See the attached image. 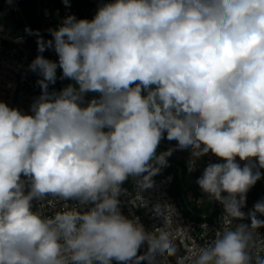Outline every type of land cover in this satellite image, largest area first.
Segmentation results:
<instances>
[{
	"label": "clouds",
	"instance_id": "obj_1",
	"mask_svg": "<svg viewBox=\"0 0 264 264\" xmlns=\"http://www.w3.org/2000/svg\"><path fill=\"white\" fill-rule=\"evenodd\" d=\"M47 31L25 28L41 90L30 114L0 101V264H264V199L242 210L264 176V0H110ZM58 78L72 83L50 91ZM165 138L177 143L158 153ZM177 150L190 173L209 153L221 161L196 183L222 226L185 255L172 205L152 206L163 223L148 231L119 200L130 177L152 188ZM48 196L64 202L51 215L34 207Z\"/></svg>",
	"mask_w": 264,
	"mask_h": 264
},
{
	"label": "built area",
	"instance_id": "obj_2",
	"mask_svg": "<svg viewBox=\"0 0 264 264\" xmlns=\"http://www.w3.org/2000/svg\"><path fill=\"white\" fill-rule=\"evenodd\" d=\"M6 7L12 8L16 17L23 21V26L39 30L46 40L52 38L47 31L49 28H58L66 15L74 14L76 16V12L66 7L53 8L50 4L44 9L42 7L38 22L30 26V21L26 18L18 0H13L11 6H9L6 0H0V25L3 26V31L0 32V101L7 103L10 107L18 108L22 112L30 114V105L33 99L40 95L41 90L36 85V80L40 77L28 71V65L35 58V55L31 48L25 44V32L23 34L24 45H22L15 36L17 31L4 28L1 22ZM29 37L37 45L36 36L29 35ZM45 53L58 58L52 50H46ZM53 89H55V86H50V91ZM173 146L175 144L162 140L158 148H170ZM177 155H180V153ZM208 158L211 163H218L215 161V156L211 153L208 155ZM188 159L189 157L186 162ZM241 164L243 165V162ZM173 180V173L160 172L158 177L153 180V187L149 189L141 190L135 183V180L129 184H123L121 187L125 191L119 196L120 210L122 214L129 218L139 217L140 222L144 224L146 230L151 231L155 227L162 226L163 223L162 219L156 217L152 212V206L157 203L172 205L176 210L173 216L174 224L172 225L175 238L174 243L179 248L178 255H185L189 250H194L197 245H204L213 239L214 231L222 226L223 207L218 202H213L211 212L209 213L211 218L204 217L197 219L185 214L179 203L170 193ZM137 197H141L147 206H141V201ZM47 201H53V203H47ZM41 203L45 204L43 211L51 215L55 211L61 210L64 202L56 203L55 198L48 196L44 202L34 201V207H40ZM67 204L71 207L77 204V202L69 200ZM241 222L250 223L247 220L234 221V223ZM203 224L208 226L207 236L204 237H202L204 230L201 227ZM258 232L264 236V228L258 229ZM146 247L145 245L141 248L140 254L146 251ZM157 261L158 264H176L175 257H169L165 260L163 257L157 256ZM113 264H117V262L113 261ZM141 264H144V262H141Z\"/></svg>",
	"mask_w": 264,
	"mask_h": 264
},
{
	"label": "trees",
	"instance_id": "obj_3",
	"mask_svg": "<svg viewBox=\"0 0 264 264\" xmlns=\"http://www.w3.org/2000/svg\"><path fill=\"white\" fill-rule=\"evenodd\" d=\"M20 6L26 16V18L31 22L34 19L37 0H18ZM103 2H110V0H71L70 8L76 12V17L78 19H89L91 20L96 12L98 7ZM43 9L46 6L52 5L53 8L65 7L62 0H42ZM4 28L10 29L12 31H18L23 27V21L16 17L15 12L10 7L4 9V13L1 19ZM25 37V36H24ZM29 39V38H28ZM25 37V44L31 48L35 57L37 56V45L28 40ZM30 41V42H29ZM43 55L51 60H58V58L53 57L45 52ZM61 74V70H57L58 77ZM72 83V81L64 79H57L55 90L59 91L67 84ZM94 94V93H93ZM96 95V94H94ZM88 95H86L87 97ZM164 142L170 144H176V141H168L166 138L163 139ZM168 148L160 147L157 149V152L166 151ZM180 153V155H177ZM210 154V153H209ZM208 154V155H209ZM207 156L202 157L196 165V170L193 172L188 171L187 158L190 156V152L185 151H174L172 156L168 158L169 166L163 168L161 172L163 173H173L174 180L170 187V193L173 198L179 203L180 207L185 214L200 219V218H211L209 213L211 212L212 204L214 201H210L205 193L202 192L200 187L197 185L196 180L202 175L203 169L206 167L207 163L210 162V159ZM215 161L220 162L218 158L215 157ZM261 172L264 173V169H261ZM158 177V174L155 175L152 179L155 180ZM138 178L130 177L124 184H129L131 181ZM264 199V176L250 189L247 193L246 207L242 209L247 213L250 209L253 208L254 204ZM260 219L264 220V216H260ZM248 221V220H247ZM250 222V221H248Z\"/></svg>",
	"mask_w": 264,
	"mask_h": 264
},
{
	"label": "water",
	"instance_id": "obj_4",
	"mask_svg": "<svg viewBox=\"0 0 264 264\" xmlns=\"http://www.w3.org/2000/svg\"><path fill=\"white\" fill-rule=\"evenodd\" d=\"M42 7H43V3H42V0H37V8H36V13H35V16H34V19L33 21L30 22V26H33L35 25L38 20H39V17L41 16V12H42ZM25 28L26 26L24 25L23 27H21L15 34L16 38L18 37H23V34L25 32ZM19 43H21L22 45H24L23 41L20 42L18 40Z\"/></svg>",
	"mask_w": 264,
	"mask_h": 264
},
{
	"label": "rangeland",
	"instance_id": "obj_5",
	"mask_svg": "<svg viewBox=\"0 0 264 264\" xmlns=\"http://www.w3.org/2000/svg\"><path fill=\"white\" fill-rule=\"evenodd\" d=\"M24 36H25L27 39H28V38L30 39L29 35H26V34H25ZM29 39H28V40H29ZM30 40H31V39H30ZM29 42H30V41H29ZM87 95H88V96L85 97L86 100H87V99H90V98H92V97L94 96L93 93H88Z\"/></svg>",
	"mask_w": 264,
	"mask_h": 264
}]
</instances>
